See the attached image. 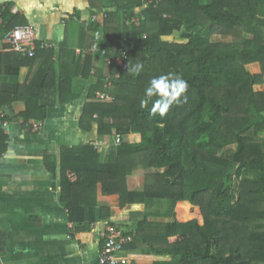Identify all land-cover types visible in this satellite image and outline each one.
<instances>
[{
  "label": "trees",
  "instance_id": "16d2710c",
  "mask_svg": "<svg viewBox=\"0 0 264 264\" xmlns=\"http://www.w3.org/2000/svg\"><path fill=\"white\" fill-rule=\"evenodd\" d=\"M109 9L101 48L110 74L95 55L66 44L58 54L39 43L34 57L0 54V158L8 150L4 123L22 119L33 132L32 122L45 123L50 108L81 99L88 87L81 130L97 126L100 138L117 134L122 144L106 154L84 143L47 155L76 230L116 224L114 210L98 207L101 185L121 208L166 206L162 220L148 212L125 231L133 237L126 250L169 258L154 264H264V92L255 90L264 85V0H112ZM8 13L0 7L1 18ZM217 35L232 41L215 42ZM172 36L187 43L164 40ZM40 62L20 83V70ZM136 63L139 75L128 71ZM255 63L260 75L248 70ZM170 72L187 81V92L163 117L151 114L157 97L142 107L145 89ZM18 102L26 110L9 117ZM139 170L145 189L129 191Z\"/></svg>",
  "mask_w": 264,
  "mask_h": 264
},
{
  "label": "crops",
  "instance_id": "0c3cea01",
  "mask_svg": "<svg viewBox=\"0 0 264 264\" xmlns=\"http://www.w3.org/2000/svg\"><path fill=\"white\" fill-rule=\"evenodd\" d=\"M111 1L0 0V7L9 10L6 19L0 14V54L12 52L7 38L11 31L19 26H29L36 31L35 44H48L56 54L66 44L77 55L92 53L96 56L99 52H92L95 33L103 28V15L111 10ZM11 25L13 27L3 38ZM41 65L42 62L34 69L22 68L20 83ZM248 70L253 75L262 73L259 63L249 65ZM256 87L261 89L257 92H264V85ZM87 94L88 87L81 99L50 108L45 123H31L33 127L39 126L33 132L23 127L22 119L2 125L8 136V150L0 158V264H99L104 246L102 234L109 221L94 223L85 232L77 231L60 202L57 181L49 171L46 159L48 154L56 155L61 147L103 139L98 136L97 126L91 132L82 131L79 126ZM25 110L26 105L18 102L8 114L14 116ZM127 180L129 191L145 189L144 170L133 173ZM97 202L98 207L116 212V224L124 231L130 221L142 220L145 213L153 211L146 205L121 208L119 196L104 195L101 185L98 186ZM126 251L131 259L129 264L168 260Z\"/></svg>",
  "mask_w": 264,
  "mask_h": 264
},
{
  "label": "built area",
  "instance_id": "2783aa9c",
  "mask_svg": "<svg viewBox=\"0 0 264 264\" xmlns=\"http://www.w3.org/2000/svg\"><path fill=\"white\" fill-rule=\"evenodd\" d=\"M103 19H106V15H103ZM97 21V17H94ZM138 22V21H137ZM98 29L95 33L94 43L92 47V52H99L105 55V51L101 48L102 42V32ZM36 31L33 27L29 26H19L8 34V42L12 45L11 51L20 53L24 56L34 57L36 55V44H35ZM41 49H49L48 44H41ZM80 54L81 51L77 50ZM123 69L125 67L123 66ZM98 99L102 101H112V99L104 94H98ZM34 128L38 129L39 126L35 125ZM117 139L114 144H112L107 139L96 140L92 143L95 149L99 153H103L112 149L113 147H118L122 144V137L116 135ZM103 240L104 246L99 257V264H129L130 258L126 251V246L133 241V237L126 232L117 224L108 223L106 230L104 231Z\"/></svg>",
  "mask_w": 264,
  "mask_h": 264
},
{
  "label": "clouds",
  "instance_id": "9594fccd",
  "mask_svg": "<svg viewBox=\"0 0 264 264\" xmlns=\"http://www.w3.org/2000/svg\"><path fill=\"white\" fill-rule=\"evenodd\" d=\"M142 70V63H136L131 69H128L135 75H139ZM187 89V81L178 74L170 72L154 77L145 89V98L141 100V106H146L152 97H157L153 101L151 114L158 113L163 117L173 105L181 102V98L185 96Z\"/></svg>",
  "mask_w": 264,
  "mask_h": 264
},
{
  "label": "rangeland",
  "instance_id": "374dc122",
  "mask_svg": "<svg viewBox=\"0 0 264 264\" xmlns=\"http://www.w3.org/2000/svg\"><path fill=\"white\" fill-rule=\"evenodd\" d=\"M137 22V21H136ZM165 41H168V42H176V43H181V44H186L187 42L186 41H182L178 38V36H172V37H166L164 38ZM212 40L213 41H221V42H231L232 41V38L231 37H224V36H213L212 37ZM102 54V53H101ZM98 53V55H96V67L97 68H105L107 71H109V74L111 72V69L113 68V62L110 60V59H105L103 55H101ZM23 79V77H22ZM89 86V84L87 85ZM255 90L256 91H260L261 89L258 88V87H255ZM100 94H103V93H100ZM98 97V96H97ZM100 100V99H99ZM13 115H9V117H12ZM117 134H114V136L112 137H103V139H107L109 140L112 144L115 143L117 137H116ZM126 141H129V137H125ZM93 142H91L92 144ZM234 149V148H233ZM166 209V206L164 204L162 205H156L154 208H153V212H155V214H162L163 211H165ZM156 217V215H155ZM160 220H162V217H159V215L157 216ZM191 220V219H190ZM183 221H189V220H186V219H183ZM123 229V227H121ZM124 230V229H123ZM169 260V258H168Z\"/></svg>",
  "mask_w": 264,
  "mask_h": 264
},
{
  "label": "bare ground",
  "instance_id": "6f19581e",
  "mask_svg": "<svg viewBox=\"0 0 264 264\" xmlns=\"http://www.w3.org/2000/svg\"><path fill=\"white\" fill-rule=\"evenodd\" d=\"M131 260V259H130Z\"/></svg>",
  "mask_w": 264,
  "mask_h": 264
}]
</instances>
